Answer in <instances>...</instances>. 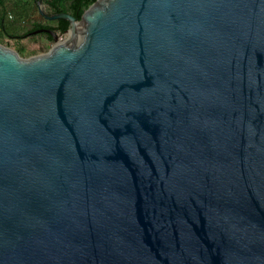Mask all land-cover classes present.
Segmentation results:
<instances>
[{"label": "water", "instance_id": "water-1", "mask_svg": "<svg viewBox=\"0 0 264 264\" xmlns=\"http://www.w3.org/2000/svg\"><path fill=\"white\" fill-rule=\"evenodd\" d=\"M0 44V264H264V0H96Z\"/></svg>", "mask_w": 264, "mask_h": 264}, {"label": "rangeland", "instance_id": "rangeland-1", "mask_svg": "<svg viewBox=\"0 0 264 264\" xmlns=\"http://www.w3.org/2000/svg\"><path fill=\"white\" fill-rule=\"evenodd\" d=\"M2 2L3 5L7 7L6 12L9 14L12 13L13 9H15V6H19L23 8L26 15L30 18V20L33 21L34 24L40 23L42 25L50 27L56 26V21L45 20L42 16L38 14L35 2H31L30 0H2ZM43 10L48 15H52L53 13L51 9L44 5ZM26 28L28 30L24 31L21 35L31 30V24L28 25ZM56 33L58 37L57 42L62 41L65 38V33ZM21 35L17 36L21 37ZM0 44L4 47L9 48L10 50L15 51L20 58L27 59L36 55L47 53L56 44V42L47 40L46 36L43 34L32 33V35L27 36L26 38L17 40L9 39L8 37L1 38Z\"/></svg>", "mask_w": 264, "mask_h": 264}, {"label": "trees", "instance_id": "trees-1", "mask_svg": "<svg viewBox=\"0 0 264 264\" xmlns=\"http://www.w3.org/2000/svg\"><path fill=\"white\" fill-rule=\"evenodd\" d=\"M31 2H35L36 0H30ZM96 0H42V4L49 9L52 10V15L57 14H69L70 16L74 17L76 20H79L82 13L95 2ZM30 31L25 32L23 35H10L7 34L6 36L9 39H22L26 38L27 36L32 35V33L40 30H51L53 32H58L63 34L69 28V23L63 20L56 21L55 27H50L46 25H42L40 23H35L32 25ZM46 36L47 40L52 41L51 37L45 33H41Z\"/></svg>", "mask_w": 264, "mask_h": 264}, {"label": "crops", "instance_id": "crops-1", "mask_svg": "<svg viewBox=\"0 0 264 264\" xmlns=\"http://www.w3.org/2000/svg\"><path fill=\"white\" fill-rule=\"evenodd\" d=\"M6 9L7 7L0 0V40L1 38H6L7 34L21 35L24 31L28 30L26 27L30 24L31 28L33 27V21L26 15L23 8L15 6L11 14L7 13Z\"/></svg>", "mask_w": 264, "mask_h": 264}]
</instances>
